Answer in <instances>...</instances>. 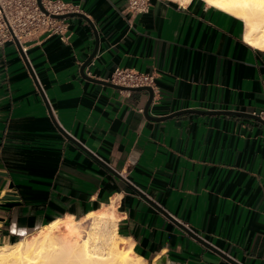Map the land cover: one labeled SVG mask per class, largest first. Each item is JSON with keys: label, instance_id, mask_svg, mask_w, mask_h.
<instances>
[{"label": "crops", "instance_id": "1", "mask_svg": "<svg viewBox=\"0 0 264 264\" xmlns=\"http://www.w3.org/2000/svg\"><path fill=\"white\" fill-rule=\"evenodd\" d=\"M62 1L94 27L66 18L68 38L28 41L27 61L14 41L0 46V239L108 209L149 264H233L175 220L240 264H264V47L245 40V21L205 0L138 13L127 0ZM97 41L85 74L153 73L151 116L260 118L148 117L147 91L82 76Z\"/></svg>", "mask_w": 264, "mask_h": 264}, {"label": "bare ground", "instance_id": "2", "mask_svg": "<svg viewBox=\"0 0 264 264\" xmlns=\"http://www.w3.org/2000/svg\"><path fill=\"white\" fill-rule=\"evenodd\" d=\"M188 1L183 0V3ZM205 1L242 18L246 24L245 40L264 47V3L261 0ZM85 217L91 226L83 237L79 225ZM125 243L126 239L118 232L115 214L102 209L87 213L84 219L57 218L37 232L0 243V264H147L132 245L124 246Z\"/></svg>", "mask_w": 264, "mask_h": 264}, {"label": "built area", "instance_id": "3", "mask_svg": "<svg viewBox=\"0 0 264 264\" xmlns=\"http://www.w3.org/2000/svg\"><path fill=\"white\" fill-rule=\"evenodd\" d=\"M151 0H127L128 9L138 13L145 11ZM41 9L38 0H0V46L16 37L24 52L26 43L40 35L56 34L61 39L68 38L66 18H54L51 14H65L78 11V5L62 0H42ZM108 81L124 87H156L153 73L142 72L134 68L116 67Z\"/></svg>", "mask_w": 264, "mask_h": 264}, {"label": "water", "instance_id": "4", "mask_svg": "<svg viewBox=\"0 0 264 264\" xmlns=\"http://www.w3.org/2000/svg\"><path fill=\"white\" fill-rule=\"evenodd\" d=\"M38 3L41 7L42 10L48 12L43 4H42V0H38ZM74 15H80L82 17H84L85 19H87L89 21V23H91V25L94 27V24L83 14V13H80V12H70V13H65V14H51L52 17L54 18H68L70 16H74ZM97 35V34H96ZM15 40V43L16 45L18 46V49L19 51L23 54L24 53V50H23V47L20 43V41L15 37L14 38ZM97 40H98V37H97ZM98 50V41H97V44H96V47H95V50L93 51L92 55L83 63L82 67H81V74L84 78L86 79H89L91 81H94V82H99V83H104L106 85H109V86H112V87H116L118 89H127V90H145L149 93V100L146 104V107L144 109V112L146 113V115L148 117H151L153 119H166V118H169V117H173V116H176L178 114H181V113H185V112H196V113H206V114H212V113H233V114H242V115H248V116H253L255 118H260L258 117V115H255V114H249V113H239V112H236V111H208V110H200V109H186V110H183V111H178V112H175V113H172L168 116H162V117H155V116H151L149 115V108L152 104V101H153V98H154V89L151 87V86H140V87H131V88H128V87H124V86H121V85H117V84H114L110 81H104V80H99V79H96V78H92V77H88L86 74H85V68L86 66L88 65V63L92 60V58L95 56L96 52ZM23 57L24 59L27 61V57H26V54L24 53L23 54ZM28 65V64H27ZM39 87V85H38ZM48 105V104H47ZM49 107V106H48ZM51 115V114H50ZM261 122L264 124V121L261 120ZM57 125V124H56ZM57 127L60 129V131L68 138L70 139L71 141H73L74 143H76V145H78L79 147H81L84 151H86L87 153H89L90 155H92L96 160H98L99 162H101L102 164H104L111 172H113L115 175H117L118 177H120L119 173L113 169L112 167H110L109 165H107L104 161L100 160L96 155H94V153H92L91 151H89L86 147H84V145H82L79 141H77L72 135H70L69 133H67L63 128L59 127L57 125ZM135 189V188H134ZM165 214L167 216H170L168 215L167 212H165ZM173 219V217H171ZM175 220V219H173ZM175 222H177L183 229H185V231H187L190 235H192L194 238H196L197 240H199L200 242H202L203 244H205L206 246H208L209 248L215 250L217 253H219L220 255H222L223 257H225L226 259H228L230 262H232L233 264H240L236 261H234L233 259H231L230 257H228L227 255L221 253L220 251H218L217 249H215L214 247H212V245H210L209 243H207L205 240H203L201 237H199L198 235H196V233L192 232L190 229H188L187 227H185L184 224L178 222L175 220Z\"/></svg>", "mask_w": 264, "mask_h": 264}, {"label": "rangeland", "instance_id": "5", "mask_svg": "<svg viewBox=\"0 0 264 264\" xmlns=\"http://www.w3.org/2000/svg\"><path fill=\"white\" fill-rule=\"evenodd\" d=\"M75 220H79V219H81V218H83L84 219V216H82V217H73ZM90 226H91V222H90V220L88 219V218H86L85 217V221L83 222V223H80V225H79V229L81 230V233L83 234V237H85L86 235H87V231L89 230V228H90ZM33 232H37V230L36 231H33ZM32 233V232H31ZM31 233H28V234H31ZM24 235L22 234V235H19V236H16V237H14V238H12L11 239V241H16V240H18V239H20V238H22ZM6 240H3V239H0V243H3V242H5ZM8 241V240H7ZM124 246H126L127 244L125 243V244H123ZM147 264H149V263H147Z\"/></svg>", "mask_w": 264, "mask_h": 264}, {"label": "snow or ice", "instance_id": "6", "mask_svg": "<svg viewBox=\"0 0 264 264\" xmlns=\"http://www.w3.org/2000/svg\"><path fill=\"white\" fill-rule=\"evenodd\" d=\"M210 3H214L215 0H209ZM262 3H264V0H261Z\"/></svg>", "mask_w": 264, "mask_h": 264}, {"label": "clouds", "instance_id": "7", "mask_svg": "<svg viewBox=\"0 0 264 264\" xmlns=\"http://www.w3.org/2000/svg\"><path fill=\"white\" fill-rule=\"evenodd\" d=\"M181 2L183 3V0H181Z\"/></svg>", "mask_w": 264, "mask_h": 264}]
</instances>
